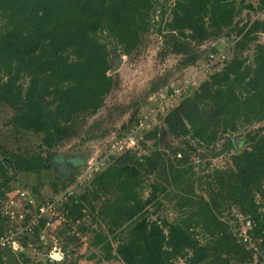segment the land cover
I'll use <instances>...</instances> for the list:
<instances>
[{
    "label": "trees",
    "instance_id": "trees-1",
    "mask_svg": "<svg viewBox=\"0 0 264 264\" xmlns=\"http://www.w3.org/2000/svg\"><path fill=\"white\" fill-rule=\"evenodd\" d=\"M245 9L264 12V0L256 7L247 0H0V111L11 114L8 139L0 142V238L8 230L1 208L18 176L57 175L60 149L119 87L113 56L140 55L154 31L163 40L162 56H182L179 64L187 68L221 52L201 51L206 42L234 37L232 58L212 66L223 68L159 114L177 145L140 156L134 148L110 154L109 145L106 163L64 204L66 220L56 228L63 261L49 257L52 247L43 252L48 228L42 219L19 239L25 251L0 248V264H16L18 253L26 264L33 262L27 250L42 254L34 264H79L82 257L74 259L69 245L87 234L97 251L86 259L97 264H264V128L248 132L241 150L228 136L264 123V45L258 42L264 20L242 24ZM162 88L151 89L152 109L173 89ZM145 119L133 117L119 138L139 129L140 143L155 140L159 148L163 127L149 132V122L140 127ZM32 138L37 146L25 148ZM94 138L87 133L81 144ZM232 151L230 165L210 169V159ZM75 172L65 180L57 175L53 194L66 191ZM38 190H31L35 197ZM163 200L179 213L175 219L157 214L166 207ZM234 211L245 218V236L237 233L241 223Z\"/></svg>",
    "mask_w": 264,
    "mask_h": 264
},
{
    "label": "rangeland",
    "instance_id": "rangeland-1",
    "mask_svg": "<svg viewBox=\"0 0 264 264\" xmlns=\"http://www.w3.org/2000/svg\"><path fill=\"white\" fill-rule=\"evenodd\" d=\"M170 3L174 0H169ZM161 3H165V0H161ZM247 3L254 4L256 7L258 4V0H247ZM256 19L264 20V12L257 11V12H250V10L245 9L244 12H242L241 15V21L242 24L247 21H254ZM155 21H158V18H155ZM148 42L146 43V47L141 51L140 55H137L136 57L129 58L127 56H121L124 57V62L122 63L121 67L119 68V79H120V85L118 88H116L107 98L106 104L104 108L99 112V114L95 117L90 118L87 123L81 128L80 134L78 137L73 139L70 143H68L66 146L60 149L59 155L61 157H67L68 155H81L86 158V162L84 166H81L75 174H78L75 181L70 183V187H72L75 192L77 193V190H81L84 187V183L90 180L91 177H89V174H87L90 170V173L93 172L92 168L95 165L97 166L99 163H102L105 158L107 148L110 144H116L117 140L119 138V133L121 132V129L123 125L129 124L131 122V119L133 117L141 118L144 115L148 116L150 111L152 110V107L154 106L153 96L149 98L152 94L151 89L157 85L160 87H163L162 89L166 87H172L177 88L187 79V81L190 84L198 85L199 83H203L206 79H208V75L211 74L214 71L220 70L223 68V65H219L215 69L212 68L213 65L217 64V61H214L213 63H210L207 58L205 57L204 60H202L200 63H198L196 66H191L187 68H183L180 66V62L182 61V56L177 55H169L167 57L162 56V37H160L158 34H156L154 31H152L150 37H148ZM231 41H234V37L231 38ZM229 41L228 38H221L219 40H213L206 42L202 47H200L201 51H209L210 49L217 48L219 51H221L217 55H223L228 56L229 59L233 56V45L234 43ZM258 42L264 45V34L259 35ZM207 54V55H208ZM119 56H113V63L115 62L116 58ZM220 60L223 61L222 58ZM210 67L213 69L210 70ZM186 95L179 99L178 102L175 103V107L181 103V101L188 98V96L191 93H187L185 91ZM174 107V108H175ZM11 116V114L1 112L0 111V142H4L7 140V117ZM97 123H100L99 125H96ZM94 124V130H92V126ZM163 122L162 119L154 120L150 122V125H147L146 128L148 131H153L157 126H162ZM91 127V128H89ZM163 129L164 126H162ZM260 127L264 128V123L261 124H255L251 127L244 129L240 133H230L228 136H231L235 139V142L237 143V148L239 150L245 148V144L242 142L246 140V134L250 131H254ZM87 133H90L91 135L95 136L94 139L91 141L85 142L84 144H81V142L84 140V137L87 136ZM138 134H141V131L137 132ZM140 135H136L137 137V145H135L134 151L138 152L140 155H150L153 151L161 150L165 148L166 143H174L175 145L178 144L177 141H175L172 137H170L166 130L163 131L162 134V143L157 148L155 145V140H148L143 139V143H140L139 139ZM174 140L175 142H172ZM30 142L24 141L23 145L26 148L27 145H34L37 146V139L32 138L29 140ZM224 140L218 143L217 149L223 148ZM12 149H16V146H13L11 144ZM205 151L204 149H201L200 151ZM234 153V151L228 153L222 154L220 157L216 159H210L211 167L212 168H225L228 165L232 163L231 156ZM109 156V155H108ZM197 159V158H196ZM195 159V160H196ZM209 159V158H207ZM99 161V162H98ZM206 163L207 160L202 161V167L206 169ZM84 164V163H83ZM82 164V165H83ZM200 172V174L204 173V171ZM196 171H199L198 168H196ZM207 172V171H205ZM94 173V172H93ZM92 173V176H93ZM74 174V175H75ZM89 177V178H88ZM57 179V175L55 172H44L42 174H21L18 176V181L14 184V186H17L18 188H24L28 187V191H33L34 186L38 187V194L37 198L41 199L42 196L46 198L53 197L56 194H53V190L50 186L52 182H55ZM154 180V176L148 177L146 184V188L144 190V197L147 198L150 194V185ZM29 185V186H25ZM200 189V188H199ZM199 193H203L200 192ZM14 194H9V197H13ZM207 197V196H206ZM166 207L161 209V211L157 212L161 216H169L171 220L175 219L176 216L179 214L172 208V203L169 201H165ZM151 210H155L153 206L150 207ZM1 208V212H2ZM237 218H239V221L241 223V229L237 231V233L241 232V236H245L248 225H245V218L241 215H239L236 211ZM156 216V215H155ZM154 216V217H155ZM4 217V216H3ZM5 218V217H4ZM6 220V218H5ZM91 222V218L85 219V223L89 225ZM65 223V222H62ZM60 222L51 223L50 226H47L48 229L44 230L42 232L43 240H44V251L45 252L48 248L52 247L49 257H54L56 259H60L59 255H55V250H59V248L62 246V243L60 239L56 235V228L59 227ZM85 224V225H86ZM16 227H20L16 225ZM76 230V227H75ZM76 232V231H75ZM79 236H81L80 232L78 231ZM78 236V237H79ZM24 238V237H23ZM83 239L81 241L75 240V244H70L69 249L76 251V254L74 256V259L77 258L78 255H80L82 258L79 259V264H97L95 261H88L86 258L92 253L97 251L95 247L91 246V239L89 234L82 237ZM76 243H79L78 245ZM12 250L14 252H22L25 251V249L22 247V244L20 241L17 243H13ZM31 249V248H29ZM28 256L33 259V262H29L28 264H34L35 261L38 258H43L42 254L39 253L35 255L36 253L32 250H27L26 252ZM19 254V253H18ZM16 255L17 257V263L16 264H26L24 260L19 257L20 255ZM102 264H123L120 262H104ZM180 264H184L183 261L180 262Z\"/></svg>",
    "mask_w": 264,
    "mask_h": 264
},
{
    "label": "built area",
    "instance_id": "built-area-1",
    "mask_svg": "<svg viewBox=\"0 0 264 264\" xmlns=\"http://www.w3.org/2000/svg\"><path fill=\"white\" fill-rule=\"evenodd\" d=\"M220 58L224 59V55L215 56L212 54L209 56V62H219ZM198 85L190 84L187 79H185L182 85L173 88L172 92L168 93L162 102H157V106L152 109L148 116H146V121L143 122L140 127H144L148 122L150 123L151 121L158 120L160 113H166L175 107V103L186 95L185 91L190 87ZM138 131L140 130L136 129L126 137L118 139L117 143L112 145L110 154H115L116 152H121L128 148H135V145H137V138L135 136ZM102 165H104V161L97 166H90H93L91 168L94 172ZM87 172L89 177H91L93 172L90 173V170ZM27 189L28 187L15 188V190L10 193L14 194L13 197L8 196L3 203L2 212L3 216L6 218L8 230L5 232V235L0 238V248H11L13 243L15 244L19 239L31 234L34 228L40 224L42 219L47 220L46 227L50 226L51 223L65 222L64 204L67 203L69 198L76 193L72 187H68L66 191L56 194L55 196L53 195V197L50 198H44V202L41 201L38 203L36 200L37 197L33 195L32 191L30 192ZM16 225L20 227H16ZM54 254L56 256L59 255L60 259L51 256L50 258L52 260L63 261L64 254L60 248L59 250H55Z\"/></svg>",
    "mask_w": 264,
    "mask_h": 264
},
{
    "label": "flooded vegetation",
    "instance_id": "flooded-vegetation-1",
    "mask_svg": "<svg viewBox=\"0 0 264 264\" xmlns=\"http://www.w3.org/2000/svg\"><path fill=\"white\" fill-rule=\"evenodd\" d=\"M86 161H87L86 158H84V156L81 155L70 154L67 157H61L59 155V159L56 167L62 166L63 167L62 174L66 176L70 172V170H72V173H74V171H77L81 166H84ZM69 177L70 176H68L67 178Z\"/></svg>",
    "mask_w": 264,
    "mask_h": 264
},
{
    "label": "water",
    "instance_id": "water-1",
    "mask_svg": "<svg viewBox=\"0 0 264 264\" xmlns=\"http://www.w3.org/2000/svg\"><path fill=\"white\" fill-rule=\"evenodd\" d=\"M124 62V57H117L115 62H114V65H113V68L111 70V73H116L118 72L119 68L121 67L122 63ZM162 131H164V129H162ZM163 134V132H162ZM162 134H161V138H162ZM62 170H63V167H56V172L57 174L62 177L64 180L70 176L72 174V170H70V172L65 176L62 174Z\"/></svg>",
    "mask_w": 264,
    "mask_h": 264
}]
</instances>
